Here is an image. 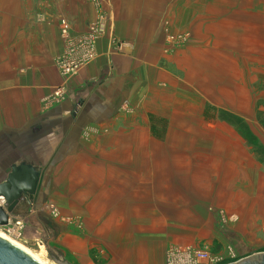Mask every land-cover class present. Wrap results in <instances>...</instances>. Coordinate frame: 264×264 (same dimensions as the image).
Here are the masks:
<instances>
[{
  "label": "crops",
  "instance_id": "crops-1",
  "mask_svg": "<svg viewBox=\"0 0 264 264\" xmlns=\"http://www.w3.org/2000/svg\"><path fill=\"white\" fill-rule=\"evenodd\" d=\"M198 8L185 0H100V10L108 20L106 33L96 44L97 57L64 82L55 65V57L63 48L60 18L67 19L71 30L79 33L99 9L90 0H0V181L12 163L23 159L34 164L33 159L41 155L40 142L52 144L58 133L57 142L63 143L64 166L53 171L54 186L50 192L42 186L48 191L42 192L40 187L32 195L35 205L53 197L64 214L78 213L83 220L86 212L92 221L117 222L130 214V204L134 207L137 197L149 199L153 167L146 165L137 170L135 160L151 157L153 141L160 140L149 130L153 125L152 106L160 110L163 98L177 84L175 76L161 66L160 60L167 55L162 53L161 37H154V32L159 30L163 18L172 25L183 23L184 14L190 9L193 22L200 14ZM247 33L241 31L239 40L251 47H264L261 37L250 39ZM112 37L123 41L120 50L111 44ZM256 59L262 61L264 55ZM61 85L63 97L56 101L54 91ZM246 96L247 80L243 89L241 85L239 102L224 108L228 112L219 121L227 127L240 124L249 129L256 146L248 145L243 135L224 137L228 144L220 146L223 151L215 155L224 159L225 170L208 169L213 182L207 190L214 200H201L203 184L194 181L190 186L189 220L228 219L233 228L228 230L230 239L240 241L233 244L234 249L228 246L229 252L238 254L242 250L244 256L264 251V109L258 105L257 112H250ZM227 114L238 115L240 123L228 121ZM86 127L95 128L96 132L86 134ZM103 127L106 132H102ZM233 140L239 144L238 154H233ZM194 148L198 153L211 151L215 146L198 143ZM162 150L166 153L167 146ZM68 161L74 165L69 166ZM140 175L143 177L137 178ZM216 194L220 197L215 198ZM166 196H160L165 201L161 202L163 205L170 200ZM77 200L84 206L79 212L64 208L72 209ZM205 204L213 205L209 213L203 209ZM177 205H184L183 199ZM25 207L32 211L34 224L47 226L42 216L45 212L35 209L36 214L26 202L20 203L18 214ZM221 207L225 209L223 216L219 213ZM168 215L172 214L158 212L152 217L164 220ZM45 231L50 232V228ZM210 233L218 236L216 231Z\"/></svg>",
  "mask_w": 264,
  "mask_h": 264
},
{
  "label": "rangeland",
  "instance_id": "rangeland-1",
  "mask_svg": "<svg viewBox=\"0 0 264 264\" xmlns=\"http://www.w3.org/2000/svg\"><path fill=\"white\" fill-rule=\"evenodd\" d=\"M188 1L199 6L200 12H196L200 14L193 22L190 21V9L184 14L183 23L172 25L163 18L159 30L154 32V37H161L162 53L167 55L160 60L161 66L175 76L173 78L177 84L163 98L160 110L152 106L153 125L149 130L160 140L153 141L151 157L135 160L137 170L146 165L153 167L150 198L137 197L134 207L130 204V214L117 222L92 221L86 212L85 216L81 215L83 220L78 213L67 211L65 213L68 214H64L59 209L61 205L53 197L44 198L39 204L40 208L48 200L60 212L59 218H53L45 211H39L45 212L42 216L46 218L47 226L34 224L30 216L32 211H28L27 207L22 214L12 216L13 220H21L22 241L17 240L32 249H38L37 242L42 241L40 244L45 246L44 256L54 263L58 264L54 260L57 258L69 264H138V261L140 264H164L166 250L177 243L205 246L213 254L227 256L220 264L245 255L242 250L238 254L234 250L233 255L228 254V246L240 243L236 238L230 239L228 230L233 228L228 225V219L224 221L222 217L220 221L213 219L212 222H202L195 217L194 221H189L192 219L190 186L194 181L201 182L200 199L214 200L207 190L213 182L210 181L208 169L214 167L219 172L225 170L224 159L215 155V152L223 151L224 148L220 146L228 144V139L224 137L243 135L248 145L253 144V148L256 146L254 139L250 138L253 133L249 129L240 124L234 128L227 127L219 119L226 117L224 112L228 111L224 108L239 102L241 85L243 89L246 80L248 109L254 112L258 105L264 109V59H256V56L264 55V47H251L244 40H239L241 31H247L250 39L261 37L264 40V0H185ZM111 44L115 50L121 49L117 44ZM245 73L247 77H244ZM62 97L61 94L55 100L60 101ZM261 120H264V114H261ZM84 131L86 134L96 132L95 128L87 127ZM106 131L107 128L103 127L102 132ZM53 138L56 139L52 144L40 142L41 155L33 159L34 164L41 168L37 191L41 187L42 192L47 189L50 192V187L54 186L53 171L57 167L61 170L64 166L63 143L57 142L58 133ZM165 139L168 142H164ZM198 143L214 145L215 149L197 153L194 145ZM230 144L236 148L233 154H238L239 144L234 140ZM164 146L168 148L166 153L162 150ZM67 164L74 165L69 161ZM121 167L126 165L121 164ZM138 177L142 178L143 175ZM163 194L168 196L166 199H170L168 204H161L165 202L160 200ZM218 197L216 194L215 198ZM182 199L184 205H177ZM29 200L35 205L32 195H29ZM79 202L77 200L72 209L69 206L64 208L79 212V208H84ZM195 202L199 201L195 199ZM212 206L205 204L203 209L209 213ZM31 209L36 212L34 208ZM224 210L221 207V216ZM158 212L172 215L164 220L152 217ZM66 217L71 220H61ZM45 228H50V232L45 231ZM215 231L218 236L211 235L210 232Z\"/></svg>",
  "mask_w": 264,
  "mask_h": 264
},
{
  "label": "built area",
  "instance_id": "built-area-1",
  "mask_svg": "<svg viewBox=\"0 0 264 264\" xmlns=\"http://www.w3.org/2000/svg\"><path fill=\"white\" fill-rule=\"evenodd\" d=\"M90 1L95 4L99 12L93 20L87 23L84 31L75 33L71 30V24L67 19L60 18L59 21V33L62 38L63 48L55 57V65L64 82L95 59L97 41L106 33L108 16L103 10H100L99 0ZM178 36L184 37V35ZM110 41L119 47L123 44V41H117L115 37H112ZM62 90L63 85L57 87L53 98L56 99V97L61 96ZM32 206L33 202L29 200V207L32 208ZM38 210L45 211L53 218L60 217L59 210L52 202H44ZM61 220L69 221L71 218L66 217ZM223 220L225 221L224 218ZM20 224L21 220H13L11 217L9 224L0 226V228L14 238L21 240ZM40 243L42 241H38L37 245ZM229 253L233 255V253ZM226 257L222 254L211 253L207 247L174 244L166 250L164 264H220Z\"/></svg>",
  "mask_w": 264,
  "mask_h": 264
},
{
  "label": "water",
  "instance_id": "water-1",
  "mask_svg": "<svg viewBox=\"0 0 264 264\" xmlns=\"http://www.w3.org/2000/svg\"><path fill=\"white\" fill-rule=\"evenodd\" d=\"M41 179V168L20 160L11 164L5 178L0 181V226L9 224L17 214L21 202L29 204V195H35ZM32 208H39V204ZM58 264H69L57 258ZM0 264H37L19 249L0 237ZM226 264H264V251L243 256Z\"/></svg>",
  "mask_w": 264,
  "mask_h": 264
},
{
  "label": "bare ground",
  "instance_id": "bare-ground-1",
  "mask_svg": "<svg viewBox=\"0 0 264 264\" xmlns=\"http://www.w3.org/2000/svg\"><path fill=\"white\" fill-rule=\"evenodd\" d=\"M0 202H3L1 197ZM0 237L19 249L22 253H24L37 264H56L44 256L45 246L43 244H39L38 249H32L18 241L13 236H10V234H8L7 232H4L2 229H0Z\"/></svg>",
  "mask_w": 264,
  "mask_h": 264
},
{
  "label": "trees",
  "instance_id": "trees-1",
  "mask_svg": "<svg viewBox=\"0 0 264 264\" xmlns=\"http://www.w3.org/2000/svg\"><path fill=\"white\" fill-rule=\"evenodd\" d=\"M228 121H230L231 123H237L239 124L241 119L237 116H233V114H227V118Z\"/></svg>",
  "mask_w": 264,
  "mask_h": 264
}]
</instances>
